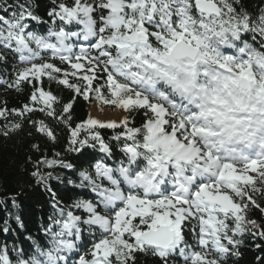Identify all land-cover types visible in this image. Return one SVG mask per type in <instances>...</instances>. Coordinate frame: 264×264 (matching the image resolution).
<instances>
[{"label": "snow or ice", "instance_id": "1", "mask_svg": "<svg viewBox=\"0 0 264 264\" xmlns=\"http://www.w3.org/2000/svg\"><path fill=\"white\" fill-rule=\"evenodd\" d=\"M0 12V64L16 59L5 87L31 88L20 108L0 107V118H21L0 135L40 112L68 129L65 152L100 154L77 169L32 144L41 153L32 176L53 213L39 239L24 235L27 248L0 245V264H137L139 253L160 264L175 256L229 264L243 255L245 237L264 240V10L253 18L240 0H60L44 20L25 0ZM34 24L49 27L40 33ZM52 84L72 97L63 100ZM77 97L127 114L74 124ZM29 124L57 142L46 120ZM101 129L115 135L106 140ZM113 141L123 158L114 159ZM58 169L72 170L77 180L68 183L91 198L58 200ZM85 233L95 239L82 251Z\"/></svg>", "mask_w": 264, "mask_h": 264}, {"label": "trees", "instance_id": "2", "mask_svg": "<svg viewBox=\"0 0 264 264\" xmlns=\"http://www.w3.org/2000/svg\"><path fill=\"white\" fill-rule=\"evenodd\" d=\"M25 0H0V4H16L23 3ZM60 0H32L34 10L42 19L48 20L47 12L55 7ZM71 3V0H67ZM240 5L250 13L253 18L257 17L262 10H264V0H240ZM0 15H7L0 12ZM49 25H33L34 30L40 33H46ZM72 31H79V25L68 26ZM250 43L252 41L251 34L245 36ZM87 46L88 42L78 41ZM16 63L13 57L10 59L8 65L0 64V107L8 109L20 108L21 105L29 102V95L31 88L23 86L21 90H13L5 87V82L11 78L12 64ZM56 94L67 100L72 97V92L67 88L59 87L55 84L51 85ZM94 102L85 101L83 98L77 97L72 110L73 123H78L88 118L93 108L89 109ZM60 105H57L59 111ZM127 114V113H126ZM136 118L137 126L141 122L139 114L133 113ZM19 116L10 115L7 120L0 118V127L5 124L19 121ZM29 119L32 120H46L57 133V142L52 143L44 136L38 134L36 129L29 124ZM101 134L107 140L115 135L112 129H101ZM119 131V130H117ZM68 129L56 121L47 120V118L40 112L32 113L30 117L23 118L22 130L11 134L8 138L0 135V245L7 244L10 248L13 245H20L27 248L29 242L24 239V235H32L39 239L42 236L41 228L47 222L48 216L52 215L53 208L51 206V196L42 184H37L35 178L32 176L35 162L40 159L41 153L32 150V144L39 143L41 151L51 155L55 151L63 153L67 161L73 163L77 169H83L94 163L93 157L99 158L100 154L94 152L92 149H86L85 154L65 152L67 146ZM114 159L123 158L122 154L116 147V142L113 141ZM112 163V161H109ZM62 177L60 181H52V186L56 192V197L65 205L72 203L76 198L90 199L92 194L86 191L76 190L68 183L69 180H77V175L72 170H57ZM15 198V204H13ZM19 216L23 221V228L16 223V217ZM253 217L261 219L260 213L254 212ZM5 222L10 227L8 233L3 231ZM191 241V236L189 235ZM95 237L84 234L81 240L82 251L91 247ZM260 247L257 248L256 245ZM243 255L237 260L235 258L229 261V264H259L257 257H264V240L253 239L252 237H245L244 244L241 247ZM73 260L75 257L72 258ZM137 264H160L157 257L148 253H139L137 255ZM169 264H183V259L179 256L172 257Z\"/></svg>", "mask_w": 264, "mask_h": 264}, {"label": "rangeland", "instance_id": "3", "mask_svg": "<svg viewBox=\"0 0 264 264\" xmlns=\"http://www.w3.org/2000/svg\"><path fill=\"white\" fill-rule=\"evenodd\" d=\"M91 108H93L92 109V111L93 110H96V109H100V111L102 112V119L107 115L106 113H110V114H123V116H125L126 115V113L125 112H123V111H121V110H119V109H114V108H112L111 106H103V108H101V105L100 104H98V103H96V102H94L92 105H91V107L89 108V109H91ZM91 111V112H92ZM89 115L91 116V113H90V110H89ZM89 117V116H88ZM97 118L96 119H99V120H101L102 121V119H101V115H97L96 116ZM104 121V120H103Z\"/></svg>", "mask_w": 264, "mask_h": 264}, {"label": "bare ground", "instance_id": "4", "mask_svg": "<svg viewBox=\"0 0 264 264\" xmlns=\"http://www.w3.org/2000/svg\"><path fill=\"white\" fill-rule=\"evenodd\" d=\"M107 115L102 119V112L100 111V109H96V110H93L91 112V117L92 118H97L96 116L97 115H101V119L102 121H109V120H120L121 118H123V114H110V113H106Z\"/></svg>", "mask_w": 264, "mask_h": 264}]
</instances>
